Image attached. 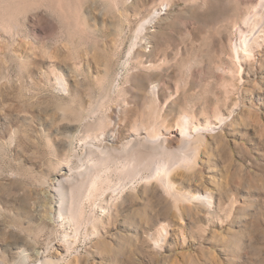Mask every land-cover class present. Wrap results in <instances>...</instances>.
<instances>
[{
    "label": "rangeland",
    "instance_id": "1",
    "mask_svg": "<svg viewBox=\"0 0 264 264\" xmlns=\"http://www.w3.org/2000/svg\"><path fill=\"white\" fill-rule=\"evenodd\" d=\"M260 1L0 0V264H264V26L251 56L235 49ZM95 110L118 147L137 121L141 137L175 135L182 113L216 130L175 173L180 213L157 182H134L86 203L96 231L66 255L74 225L54 191Z\"/></svg>",
    "mask_w": 264,
    "mask_h": 264
},
{
    "label": "bare ground",
    "instance_id": "2",
    "mask_svg": "<svg viewBox=\"0 0 264 264\" xmlns=\"http://www.w3.org/2000/svg\"><path fill=\"white\" fill-rule=\"evenodd\" d=\"M258 16L264 20V0H261L256 9L248 15L245 24H243L244 27L239 28L238 44L235 48L237 49L238 58H240V52L251 56V43L255 41L257 34L261 32L260 29L264 26L263 21L257 19ZM157 17L154 15L152 21ZM249 23H252L256 29H252ZM60 85L61 89L66 88L63 83H60ZM111 85V81H107V85L103 87L106 95H108V89ZM93 113L97 116L95 117L92 114L95 119L92 122H87L84 133L80 132L82 136L79 138L72 137L74 142L79 140L86 146V156L82 155L83 157H80L74 152L73 158L77 160L75 164H78L76 172L70 170V175L63 176L61 179L57 178L58 184L56 185L58 186L55 191L52 189L56 195V197L54 196L55 199L53 198L56 200L54 202L56 213L68 223L72 221L74 225V233L69 234L65 231L62 234L63 236L60 237L64 244L62 250L66 252V255L72 254L83 230H86L85 237H88L90 236V227L92 226L95 229L98 224V218L94 216L95 214L86 215V203L91 204L92 213H94V208L99 206L97 202L101 197L107 195L110 191L113 194L123 190L127 185L134 182H157L164 192L171 197L176 205L175 209L180 213L182 204L191 202L183 192L175 190L173 183L175 173L180 170L189 173L196 167L194 165H197L207 134L216 130V127H211L210 122L201 125L187 113H182L175 121V135L161 134L155 131L154 135L141 137V128L148 130L147 124L150 122L149 120L148 123L146 121L138 123L137 121L131 127L130 134L134 137L130 135L131 137L122 142V147H118V140L111 133L112 117L101 115L99 110H95ZM216 118L220 120V123L225 122L220 116H216ZM108 132L110 133L107 139ZM98 134L105 140V144L102 146H96V143H94L99 140ZM73 158L71 160L69 158L70 161L67 162L71 163ZM114 198L111 196L110 200L112 201ZM193 201L198 203V200L194 199ZM133 237V234L130 235V238ZM117 242L119 243L118 240H115L112 244L116 246ZM156 244H159V242ZM29 259L28 255L23 254L19 264H30ZM36 264H58V262L52 258H46Z\"/></svg>",
    "mask_w": 264,
    "mask_h": 264
}]
</instances>
